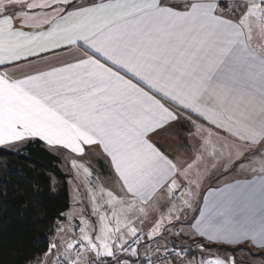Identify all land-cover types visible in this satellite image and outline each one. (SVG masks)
I'll return each mask as SVG.
<instances>
[{
  "label": "snow or ice",
  "instance_id": "1",
  "mask_svg": "<svg viewBox=\"0 0 264 264\" xmlns=\"http://www.w3.org/2000/svg\"><path fill=\"white\" fill-rule=\"evenodd\" d=\"M37 140L75 187L26 264H244L253 247L264 264V234L190 254L184 231L205 178L264 153V0H0V147Z\"/></svg>",
  "mask_w": 264,
  "mask_h": 264
},
{
  "label": "trees",
  "instance_id": "2",
  "mask_svg": "<svg viewBox=\"0 0 264 264\" xmlns=\"http://www.w3.org/2000/svg\"><path fill=\"white\" fill-rule=\"evenodd\" d=\"M60 164L38 140L20 150L0 147V264H26L28 253L47 247L50 229L71 203ZM53 176L61 185L55 190Z\"/></svg>",
  "mask_w": 264,
  "mask_h": 264
},
{
  "label": "crops",
  "instance_id": "3",
  "mask_svg": "<svg viewBox=\"0 0 264 264\" xmlns=\"http://www.w3.org/2000/svg\"><path fill=\"white\" fill-rule=\"evenodd\" d=\"M161 142L167 143V137L162 136ZM26 144L16 145L13 150H20ZM58 156L62 167L65 165L64 158ZM95 160L109 175L105 163ZM227 166H233L231 160L202 181L191 210L184 216L186 222L190 221L184 231L186 235L194 237L188 240L196 242L195 245L201 239L235 245L249 238L256 240L264 234V169L245 172L241 169L228 175L226 172L230 168L227 169ZM89 211L86 207L85 214Z\"/></svg>",
  "mask_w": 264,
  "mask_h": 264
},
{
  "label": "rangeland",
  "instance_id": "4",
  "mask_svg": "<svg viewBox=\"0 0 264 264\" xmlns=\"http://www.w3.org/2000/svg\"><path fill=\"white\" fill-rule=\"evenodd\" d=\"M65 165H62L63 169L67 168V162L64 160L63 161ZM92 163L96 166V168H98L99 172V176L101 177V179L103 180L104 178H106L108 176V173L105 172V169L102 170V168L99 166L98 162L95 159H92ZM230 168V169H229ZM227 169H229L226 174L228 175H233L236 172H238L239 170L242 169V172H245L246 170H260V169H264V153H255V154H250L247 158L246 161L244 163H241L239 166L237 167H233V166H227ZM66 172V171H65ZM69 175V177L71 176V173H67ZM218 175H221V173H219ZM222 177V175H221ZM75 187V182H73L71 185H69V189H70V193H71V189ZM87 195V193L85 192V196ZM196 196H197V189L196 192L194 194L193 197V203L192 206L196 200ZM86 203V201H85ZM177 203H179V200H177ZM186 246L188 247L189 253L192 254V251L194 248H196L198 246L195 245L196 242H193L192 240H187L186 242ZM241 248H246L249 246L246 245H241ZM257 255L256 253V249L253 247L251 248V253H246V252H241L238 254L237 258L240 260L244 261V264H260V261L258 259H254V257Z\"/></svg>",
  "mask_w": 264,
  "mask_h": 264
}]
</instances>
